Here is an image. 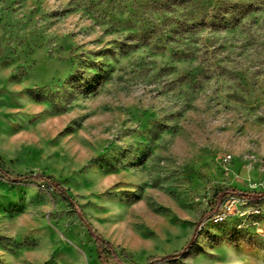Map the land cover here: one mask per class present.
Instances as JSON below:
<instances>
[{
  "label": "rangeland",
  "instance_id": "rangeland-1",
  "mask_svg": "<svg viewBox=\"0 0 264 264\" xmlns=\"http://www.w3.org/2000/svg\"><path fill=\"white\" fill-rule=\"evenodd\" d=\"M36 173L126 264H264V0H0V264H99Z\"/></svg>",
  "mask_w": 264,
  "mask_h": 264
},
{
  "label": "trees",
  "instance_id": "trees-1",
  "mask_svg": "<svg viewBox=\"0 0 264 264\" xmlns=\"http://www.w3.org/2000/svg\"><path fill=\"white\" fill-rule=\"evenodd\" d=\"M32 179L37 180H44L48 184H50L55 191L59 193V195L72 207L73 211L75 212L76 216L78 217L80 223L87 229L89 235L91 236L96 249L97 259L99 264H126L122 261L121 256L124 254V249H120V254L116 252L117 248H120L117 245L112 244L109 240L105 239L99 232H97L94 227L90 224V222L85 217L84 213L81 211L80 207L76 203V201L72 198L71 195H69L67 188H65L60 181L50 177L45 176L42 173H36L34 175L29 176ZM27 176L24 177H16L13 180H20L25 179ZM226 195H233L238 196L242 198L247 199H257L258 197L262 196V193H252V192H244L237 190L235 188H227L224 191L220 193V197L226 196ZM220 204V203H219ZM218 203L215 204L216 207L219 205ZM214 209V211H215ZM186 247L163 255L158 258V260H167L174 257H177L181 255L185 251ZM132 264V263H131Z\"/></svg>",
  "mask_w": 264,
  "mask_h": 264
},
{
  "label": "built area",
  "instance_id": "built-area-1",
  "mask_svg": "<svg viewBox=\"0 0 264 264\" xmlns=\"http://www.w3.org/2000/svg\"><path fill=\"white\" fill-rule=\"evenodd\" d=\"M230 196H233V195H230ZM237 197H238V196H237ZM260 197H261V196H260ZM260 197H258V198H260ZM240 198H242V197H240ZM258 198H257V199H258ZM243 199H245V200H256V199H247V198H243ZM219 207H220V204H219L218 207L215 209V211H216V210L219 211V209H220ZM219 214H220V213H218V215H219Z\"/></svg>",
  "mask_w": 264,
  "mask_h": 264
},
{
  "label": "bare ground",
  "instance_id": "bare-ground-1",
  "mask_svg": "<svg viewBox=\"0 0 264 264\" xmlns=\"http://www.w3.org/2000/svg\"><path fill=\"white\" fill-rule=\"evenodd\" d=\"M214 216V215H213ZM212 217V216H211ZM222 217V216H221ZM210 218V217H209ZM220 221V220H219ZM222 221V220H221ZM217 222V221H216Z\"/></svg>",
  "mask_w": 264,
  "mask_h": 264
}]
</instances>
